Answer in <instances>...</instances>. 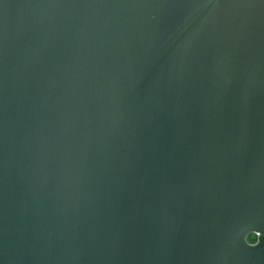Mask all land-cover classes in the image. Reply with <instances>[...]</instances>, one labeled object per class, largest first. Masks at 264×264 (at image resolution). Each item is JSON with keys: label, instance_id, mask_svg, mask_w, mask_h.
Listing matches in <instances>:
<instances>
[{"label": "water", "instance_id": "95a60500", "mask_svg": "<svg viewBox=\"0 0 264 264\" xmlns=\"http://www.w3.org/2000/svg\"><path fill=\"white\" fill-rule=\"evenodd\" d=\"M0 264H264V0H0Z\"/></svg>", "mask_w": 264, "mask_h": 264}, {"label": "trees", "instance_id": "16d2710c", "mask_svg": "<svg viewBox=\"0 0 264 264\" xmlns=\"http://www.w3.org/2000/svg\"><path fill=\"white\" fill-rule=\"evenodd\" d=\"M249 241H253L254 240V236L253 235H248V238H247Z\"/></svg>", "mask_w": 264, "mask_h": 264}, {"label": "flooded vegetation", "instance_id": "af4514ba", "mask_svg": "<svg viewBox=\"0 0 264 264\" xmlns=\"http://www.w3.org/2000/svg\"><path fill=\"white\" fill-rule=\"evenodd\" d=\"M254 236V235H253ZM248 238V237H247ZM248 240V239H247ZM249 241V240H248ZM256 241V237L254 236V240L253 241H249L250 243H255Z\"/></svg>", "mask_w": 264, "mask_h": 264}]
</instances>
